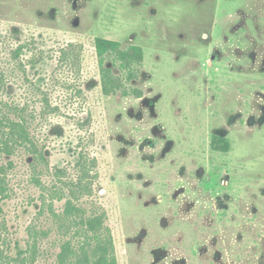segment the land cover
<instances>
[{"label":"rangeland","instance_id":"374dc122","mask_svg":"<svg viewBox=\"0 0 264 264\" xmlns=\"http://www.w3.org/2000/svg\"><path fill=\"white\" fill-rule=\"evenodd\" d=\"M0 98L53 168L45 189L23 146L0 158V264L93 260L54 195L81 150L117 264H264V0H0Z\"/></svg>","mask_w":264,"mask_h":264},{"label":"trees","instance_id":"16d2710c","mask_svg":"<svg viewBox=\"0 0 264 264\" xmlns=\"http://www.w3.org/2000/svg\"><path fill=\"white\" fill-rule=\"evenodd\" d=\"M22 47V46H21ZM95 47L99 55L103 56L111 52H120L122 43L118 40L108 39L105 37H97L95 40ZM18 51H20L18 49ZM19 53V52H18ZM6 108L15 110H24L25 107L13 106L9 102H4L0 98V158L4 155H12L13 147L20 145L23 146L29 153L32 154L33 161L31 163L32 167L35 169L32 177L38 185H42L47 189V184L43 182V176L50 175L51 168L50 162L45 153V145H40L39 142L34 138L30 131V127L27 125L28 120L22 118L20 115V120L9 116L6 112ZM24 116V115H23ZM25 117V116H24ZM26 121V123H25ZM8 127V128H7ZM215 139H217L215 137ZM214 139V140H215ZM223 143L216 145L219 150H228L229 141L226 138H221ZM97 165L96 157L89 156V153L81 150L78 153L77 160L75 162L76 169L79 173L77 181L66 182L60 179L59 183L68 184L65 185L68 192L67 195H59V188L55 189V196L58 198H66V204L63 211V216L65 220L69 221L66 224L68 228L74 226L76 230L72 231L73 236H77L79 233L85 234V240L81 242V250H86L87 247L92 249V258L90 260L86 252L84 256L86 264H117V257L114 250V242L112 236L111 227L106 224L107 214L101 206L98 204L93 205L94 212L91 216L85 217V208L78 204V199L86 194H90L92 191L93 180L96 178L95 168ZM1 166V165H0ZM60 168L56 171V175L62 172ZM10 196L9 188L7 186V178L3 175L0 169V202L6 200ZM52 205H50V208ZM0 206V210H1ZM61 217V216H59ZM73 217V218H72ZM34 234H32L33 236ZM63 250L60 254L61 258L66 256L67 251H74V247L70 240H67L62 245ZM3 262L1 264H6ZM82 262H74V264H80ZM8 264H11L10 261Z\"/></svg>","mask_w":264,"mask_h":264}]
</instances>
